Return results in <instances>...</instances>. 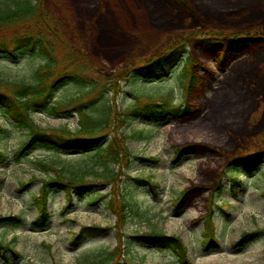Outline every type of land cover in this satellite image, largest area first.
Returning a JSON list of instances; mask_svg holds the SVG:
<instances>
[{"label":"rangeland","instance_id":"obj_1","mask_svg":"<svg viewBox=\"0 0 264 264\" xmlns=\"http://www.w3.org/2000/svg\"><path fill=\"white\" fill-rule=\"evenodd\" d=\"M43 2L50 12L51 19L47 21H55L53 24L61 29L70 46L79 51V55L74 51L73 59L70 49L49 33L51 42L56 43L59 64L85 78L80 85L66 82L55 93L58 100L78 97L95 80L104 90V98L118 108L135 103L137 95L144 101L181 103V64L159 81H145L134 76L133 71L123 78L119 75L128 63L160 55L176 38L188 34L196 36L188 41L186 49L192 60L202 64L197 71L202 81L193 93L194 98L189 99L196 110L193 115L162 124L134 119L126 126L111 125L106 130L104 142L115 130L127 134L143 132L125 142L131 155L123 162L117 190L132 197L137 206L122 228L116 227L118 215L107 207L112 185L105 182L84 198L74 192V206L67 210H63L65 194L55 190L49 202L48 226L35 229L32 221L38 213L33 198L39 193L41 181L49 178L35 162L68 167L82 166L83 162L73 157V153L43 148L28 151L15 162L13 156L25 141L26 130L18 128L0 108V150L8 156L7 162L0 166V216L22 215L24 220L20 226L0 224V242L16 237L12 247L20 254L7 251L6 258L0 255V264H80L84 255L114 249L120 242L119 236L126 259L134 264H180L171 250L153 249L133 238L142 232L182 237L192 264H264L263 232L244 246L236 245L243 233L264 231V164L252 176L237 172L243 186L235 190L230 187V176L221 174L229 158L246 151H264V0ZM14 5V0H0V12ZM174 9L173 16L170 11ZM184 16L185 26L177 34L160 36L156 43L143 37L153 33V40L169 26H182ZM45 17L48 19L46 14ZM39 23L36 16L10 26L0 20V46H8L14 35ZM211 32L262 39L230 53L222 64L200 41ZM126 39H131V44ZM43 58L38 53H27L15 60L0 53V81H31ZM100 103L101 100L87 104L86 109L93 113ZM32 117L43 128L68 126L71 130L77 128L79 120L76 112L50 115L33 111ZM185 144H195L196 148L176 160L175 149ZM138 156L156 157L160 162L141 161ZM148 175L159 184L156 195L134 180ZM33 177L30 186L18 192L19 184ZM218 180L222 181L224 191L220 196L212 195ZM189 189L187 199L178 205V197ZM100 194V200L93 202ZM210 207L213 223L208 220L205 226L202 217ZM82 225L110 226V229L101 236L73 241L72 233L78 232ZM213 236L219 238V246L205 250L203 243Z\"/></svg>","mask_w":264,"mask_h":264},{"label":"trees","instance_id":"obj_2","mask_svg":"<svg viewBox=\"0 0 264 264\" xmlns=\"http://www.w3.org/2000/svg\"><path fill=\"white\" fill-rule=\"evenodd\" d=\"M13 7H7L0 12V20L3 25H16L20 21L32 20L35 16L41 23L35 24L31 30H24L14 35L13 41L7 45L0 46V53H5L12 59H18L24 54H39L44 57L43 62L34 70L31 81H0V108L7 114L9 118L17 125L18 128L26 130V139L18 148L13 156L15 161L20 160L28 151L36 148L54 149L56 151L73 153L79 161L83 162L82 166L55 165L50 162L36 161V165L49 174V178L43 179L38 195L34 196L33 204L37 208L38 215L33 219L32 226L36 229L45 228L51 217L49 210V200L51 194L55 191H62L66 196L64 209H68L73 205L74 192L76 196L83 198L87 194L95 192L96 188L107 182L112 185L110 198L106 200L107 207L118 216L117 228H122L130 221L131 216L136 211V202L127 194L117 190L118 179L122 173V166L131 153L125 144L129 138L142 135V131L132 132L130 134L124 131L118 132L107 141L104 138L107 135L106 130L111 125L120 124L126 126L131 120L140 119L151 124L165 123L169 119H183L196 113L194 105L189 101L194 98V91L198 88L202 81L197 73L198 67L202 68V64L192 60L186 49L187 43L191 38L196 36L193 34L183 35L166 48L160 55L153 56L147 60H138L128 63L127 69L120 71V78H123L131 71L134 76L144 79L145 81H159L169 77L173 70L182 63L179 73L180 83L182 85V95L184 106L171 105L166 102L154 100H141V96H135V103L115 107L113 102L104 98L105 92L98 85L97 81L91 82L87 92L72 97L70 99H56L55 93L66 82H74L76 84H84L85 78L78 72L61 66L57 60L55 51L56 43L51 42L48 34H54L56 40L68 49L73 59L76 58L75 52L79 55V51L70 46L61 29L56 26L55 21L48 22L51 19L48 15L50 12L46 10L43 0H14ZM177 1V0H175ZM174 2V0H173ZM179 2V0H178ZM80 3V2H79ZM100 4V2H99ZM99 10V15L102 12ZM174 16L175 9L170 11ZM48 16V19L45 17ZM53 18V17H52ZM182 26L174 24L167 27L159 36L153 33L144 35L148 42H157V38L165 34H177L181 27L185 26V16L181 20ZM206 38L202 41L208 51L217 55L218 62L222 64L226 62L227 56L232 52L241 51L245 47H249L258 43L262 38L247 35H229L224 36L220 33H207ZM131 44V39H126ZM131 48V47H130ZM132 50V48H131ZM75 51V52H74ZM101 96V97H100ZM86 99V101H84ZM101 100L97 110L93 113L86 109L87 104H95ZM33 111H41L50 115L66 114L78 112L79 121L77 128L71 130L68 126L55 128H43L32 117ZM119 128V127H117ZM2 130V128H0ZM110 131H108L109 133ZM125 144V145H124ZM196 145H178L175 149L176 160L182 159L188 155ZM141 161L158 164L160 160L156 157L145 158L138 156ZM8 157L3 151H0V166H2ZM175 160V162H176ZM264 164V151L261 152H244L241 156L231 157L227 161L225 171H221L222 175H229L230 186L235 190L242 186L243 182L239 179L237 172H241L248 176H252ZM233 169L234 172H231ZM229 170V171H228ZM34 177L28 182L19 184V192L26 190L32 183ZM134 180L141 185L148 186L150 191L157 194L159 184L154 182L152 175L145 177H136ZM221 180L214 187L212 195L220 196L224 191ZM191 189L183 191L178 197L177 203L180 205L187 199ZM101 194L93 198V202L97 203ZM182 206V205H181ZM211 210L203 217L213 223ZM8 223L14 226H20L24 223L22 215H6L0 216V224ZM207 224V223H206ZM205 224V226H206ZM110 229V226L102 225H82L79 232L72 234L73 241H78L84 236H100ZM262 230L254 232H245L240 237L236 245L244 246L259 237ZM122 237V236H121ZM119 243L112 250H103L100 253H90L82 256L80 264H134L125 257L123 253V243ZM134 239L154 249L171 250L178 263L192 264L189 259L187 245L178 235H167L160 232H145L136 234ZM13 237L6 243L0 242V255L6 258V252L10 251L14 255L20 254L12 247L16 241ZM205 250L219 246V240L213 236L204 242Z\"/></svg>","mask_w":264,"mask_h":264}]
</instances>
